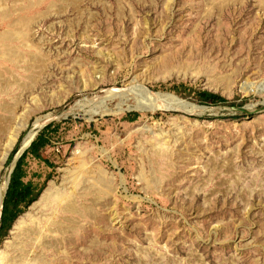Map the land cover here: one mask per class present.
<instances>
[{
    "label": "rangeland",
    "instance_id": "1",
    "mask_svg": "<svg viewBox=\"0 0 264 264\" xmlns=\"http://www.w3.org/2000/svg\"><path fill=\"white\" fill-rule=\"evenodd\" d=\"M6 31L19 54L0 56V118L11 119L12 133L22 128L6 162L11 133H0V224L16 156L38 118L49 163L30 160L25 180L42 195L72 172L96 178L100 164L109 175L79 183L87 190L77 201L91 216L57 217L79 219L60 252L31 236L15 242L6 264H264V96L243 88L264 79V0H0ZM133 87L202 109L92 117L94 103L75 104ZM199 91L229 102L200 104ZM119 102L108 106L116 112ZM32 206H22L0 248Z\"/></svg>",
    "mask_w": 264,
    "mask_h": 264
},
{
    "label": "bare ground",
    "instance_id": "2",
    "mask_svg": "<svg viewBox=\"0 0 264 264\" xmlns=\"http://www.w3.org/2000/svg\"><path fill=\"white\" fill-rule=\"evenodd\" d=\"M42 15V14H41ZM30 20V19H29ZM28 22V19H27ZM25 23V21H24ZM31 23V21H30ZM16 23H14L15 25ZM28 24V23H27ZM26 24V25H27ZM12 31H6L0 34V56H4L7 51H11L13 56H18V49H14L11 40L13 39ZM14 34V33H13ZM27 37V36H25ZM30 39V38H29ZM26 40V38L24 39ZM27 43V42H25ZM24 43V45H25ZM32 43V42H31ZM37 46V45H35ZM34 46V47H35ZM32 48V44L30 46ZM40 48V46H39ZM9 54V53H7ZM11 55V54H10ZM9 57V56H8ZM7 57V58H8ZM21 56L19 57V59ZM10 59V58H9ZM20 60H18L19 62ZM243 88L245 90L250 91V93L254 92L259 96H264V79L252 82L245 81L243 84ZM105 94L102 97H95L87 100L78 101L76 107L82 108L88 103H94L95 106L90 110V114L93 116L98 114H112V113H123L125 111H138L140 113H153L159 111V109L170 108L174 110L184 111L186 113L199 112L202 107L196 103H193L189 100L183 99L174 93L169 92H156L152 93L143 87H133L128 89L127 91L116 92L111 89H107L103 91ZM255 95V94H254ZM119 99L118 110L114 112V110L110 109L108 106V102L113 99ZM134 100V105H130V101ZM264 104V100L262 102ZM162 105V107H160ZM249 108H253L254 105H249ZM89 108V107H88ZM77 109V108H76ZM48 118L51 116H47ZM46 118V117H45ZM90 118V117H89ZM43 119V118H42ZM42 119L38 118L35 126L38 128L32 129L27 136L24 138L20 151H24L30 147L33 141L36 140L37 135L39 133V129L43 128ZM3 119L0 118V133H11L10 143L7 146L6 153L4 154L3 161L6 162L11 152L13 151L15 144L18 142V132L22 128V126L18 127L16 131L11 132V119L5 121V126L3 125ZM17 154L16 159L20 156V152ZM15 159V161H16ZM15 165V162H14ZM13 165V167H14ZM87 163L85 160H81V169L87 168ZM13 169V168H12ZM96 178L93 177V173L88 172H79V173H70V175H65L63 178L62 186H58L56 182H52V184L46 189L44 194L40 197L38 201L34 203L31 207L30 211L24 214L15 224L11 237L7 240L3 247L0 248V264H6L7 262V253L10 248L16 246L15 242L20 239H27L31 236H35L36 243H40L41 245L55 249L56 252H60L61 246L64 245V241H68L70 238L76 235V231L79 225L77 222L79 219H63L58 220L57 217L67 213H74L80 216H91V211L93 208L91 206L81 205L77 201V192L85 189L87 187L80 186V182L90 183L96 185L99 181L104 183L105 179L109 177L108 172L103 166L100 164L96 166ZM12 171V170H11ZM70 172V171H69ZM9 184V183H8ZM67 184H72L73 194L71 197L64 196V187ZM9 186V185H8ZM106 190H109L107 186L104 185ZM8 190V189H7ZM83 197L82 194H80ZM4 198V188L0 190V206L2 205ZM53 210L52 217L47 216L44 218L42 222L40 221L39 215L46 211ZM1 216V210H0ZM36 224V228H31V224ZM43 225L42 229H39L38 226ZM44 230H49L53 233L62 234L65 236L63 241L50 240L45 237ZM51 236V235H50ZM53 237V236H51ZM17 243V242H16ZM37 259V258H36ZM47 259V258H46ZM36 261V260H35ZM45 261V259H44ZM38 262V261H36Z\"/></svg>",
    "mask_w": 264,
    "mask_h": 264
},
{
    "label": "trees",
    "instance_id": "3",
    "mask_svg": "<svg viewBox=\"0 0 264 264\" xmlns=\"http://www.w3.org/2000/svg\"><path fill=\"white\" fill-rule=\"evenodd\" d=\"M228 102L227 99L215 93L209 91L198 92V103L200 104L211 103L217 105ZM52 128L53 125L47 127L48 130H51ZM50 144V141L46 139L45 133L39 135L30 149H28L19 160L12 175L11 184L4 202L2 221L0 224V244L2 243V239L7 236V233L12 229L14 222L18 218L19 211L23 210L22 206H25V208L32 206L41 196V191L36 192L33 188L32 182L26 183L24 181L26 174L22 170V163L29 155H33L37 159L43 161L47 160L48 162V159L43 155V150Z\"/></svg>",
    "mask_w": 264,
    "mask_h": 264
},
{
    "label": "crops",
    "instance_id": "4",
    "mask_svg": "<svg viewBox=\"0 0 264 264\" xmlns=\"http://www.w3.org/2000/svg\"><path fill=\"white\" fill-rule=\"evenodd\" d=\"M32 159H34V160H36V161H38V164H40V163H45V164H48L49 162H47V160H45V161H43V160H41V159H37L36 157H34L33 155H29L27 158H26V160H24L23 161V163H22V170H23V172H25V174H26V177L24 178V181L26 182V183H28V182H32V185H33V188H34V190L36 191V192H39V191H41V189H37V186L38 185H36L35 184V182H34V180H30V181H26L25 179L26 178H28L29 177V171H28V168H29V161L31 160L32 161ZM18 164V163H17ZM17 167V166H16ZM16 169V168H15ZM15 171V170H14ZM14 173V172H13ZM13 175V174H12ZM33 176H35V178H39L40 177V175L39 174H37V173H33V175H32V177L31 178H33ZM42 195V194H41Z\"/></svg>",
    "mask_w": 264,
    "mask_h": 264
},
{
    "label": "water",
    "instance_id": "5",
    "mask_svg": "<svg viewBox=\"0 0 264 264\" xmlns=\"http://www.w3.org/2000/svg\"><path fill=\"white\" fill-rule=\"evenodd\" d=\"M39 134V133H38ZM38 136V135H37ZM33 143H34V141H33ZM32 143V144H33ZM32 144L30 145V147L32 146ZM30 147L29 148H27L26 150H24V151H20L21 153H20V156L16 159V161H15V165H14V167H13V169H12V171H11V174H10V178H9V187H10V184H11V179H12V174H13V172H14V170H15V168H16V166H17V163L19 162V160L21 159V157L25 154V152L28 150V149H30ZM19 153V152H18Z\"/></svg>",
    "mask_w": 264,
    "mask_h": 264
}]
</instances>
